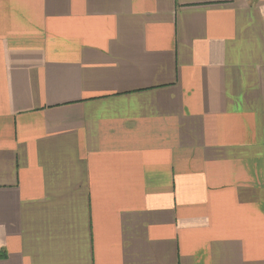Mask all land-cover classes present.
Listing matches in <instances>:
<instances>
[{
	"label": "crops",
	"instance_id": "0c3cea01",
	"mask_svg": "<svg viewBox=\"0 0 264 264\" xmlns=\"http://www.w3.org/2000/svg\"><path fill=\"white\" fill-rule=\"evenodd\" d=\"M0 264H264V0H0Z\"/></svg>",
	"mask_w": 264,
	"mask_h": 264
}]
</instances>
